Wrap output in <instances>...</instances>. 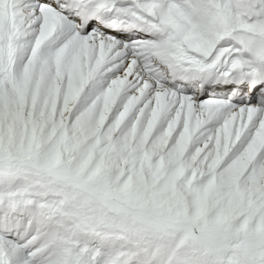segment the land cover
Instances as JSON below:
<instances>
[{
	"label": "snow or ice",
	"instance_id": "obj_1",
	"mask_svg": "<svg viewBox=\"0 0 264 264\" xmlns=\"http://www.w3.org/2000/svg\"><path fill=\"white\" fill-rule=\"evenodd\" d=\"M0 264H264V0H0Z\"/></svg>",
	"mask_w": 264,
	"mask_h": 264
}]
</instances>
